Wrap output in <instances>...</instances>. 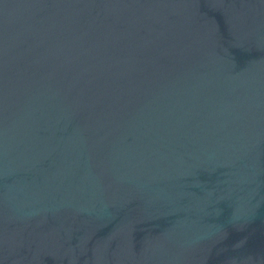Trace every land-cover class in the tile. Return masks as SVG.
<instances>
[{"label": "water", "instance_id": "obj_1", "mask_svg": "<svg viewBox=\"0 0 264 264\" xmlns=\"http://www.w3.org/2000/svg\"><path fill=\"white\" fill-rule=\"evenodd\" d=\"M0 264H264V0H0Z\"/></svg>", "mask_w": 264, "mask_h": 264}]
</instances>
